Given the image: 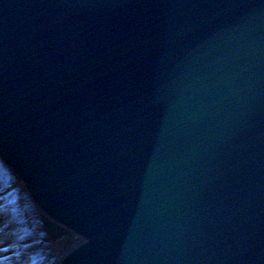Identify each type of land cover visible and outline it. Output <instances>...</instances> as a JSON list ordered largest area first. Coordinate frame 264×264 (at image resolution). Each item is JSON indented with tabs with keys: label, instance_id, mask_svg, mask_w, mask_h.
<instances>
[{
	"label": "water",
	"instance_id": "1",
	"mask_svg": "<svg viewBox=\"0 0 264 264\" xmlns=\"http://www.w3.org/2000/svg\"><path fill=\"white\" fill-rule=\"evenodd\" d=\"M0 156L59 264H264V0H0Z\"/></svg>",
	"mask_w": 264,
	"mask_h": 264
},
{
	"label": "bare ground",
	"instance_id": "2",
	"mask_svg": "<svg viewBox=\"0 0 264 264\" xmlns=\"http://www.w3.org/2000/svg\"><path fill=\"white\" fill-rule=\"evenodd\" d=\"M0 161V264H50L49 261L53 258H49L48 261L43 260L44 257L39 259L41 250L45 246L47 247V244H51V249L56 256L62 249H67L70 245L75 249L85 242V239L80 235H69L57 242L56 238L53 237L54 233L52 236L46 233L41 236L39 229L29 219V214L26 211H16L15 201L8 198L11 193L10 188L16 190L19 187H24L28 196H30V192L26 189L23 180L5 163L1 156ZM3 165L17 176L18 181L10 185L6 184L8 180L4 183ZM19 198L16 202L24 206L25 201L21 197ZM38 211L41 219L43 212L39 208ZM28 230H32L33 234L29 233Z\"/></svg>",
	"mask_w": 264,
	"mask_h": 264
},
{
	"label": "rangeland",
	"instance_id": "3",
	"mask_svg": "<svg viewBox=\"0 0 264 264\" xmlns=\"http://www.w3.org/2000/svg\"><path fill=\"white\" fill-rule=\"evenodd\" d=\"M1 162V161H0ZM3 178H4V183L6 182V184H13L15 181H18L17 176H15L14 173H12L10 170H8L4 165H3ZM8 177V178H6ZM11 180V181H10ZM11 193L8 195V198L10 200H14L15 201V205H16V211H26L29 216H30V220H32L31 222L36 225V227L39 229L41 236L45 235V232L43 230V226H42V221L40 219V215H39V211L38 208H36L37 206L35 205V203L33 202V200L31 199L30 196H28L26 190L24 187H19L16 190H11ZM18 197V198H17ZM21 197L22 200H24V206H22L20 203L18 204V202H16V200H19ZM29 233H32V230H28ZM71 245L69 247H67V249H62L58 254H56V256L54 255V251L51 249V244H47V247L45 246L44 249L41 250L39 256V259H43V257L45 259V261H48L49 258H53L52 260L50 259V264H59L60 261L62 260V257L66 256L69 252H71V250H73L74 248H70ZM66 253V254H65Z\"/></svg>",
	"mask_w": 264,
	"mask_h": 264
}]
</instances>
